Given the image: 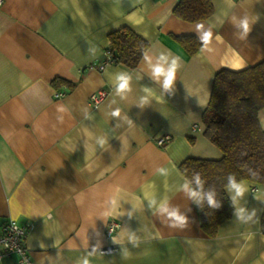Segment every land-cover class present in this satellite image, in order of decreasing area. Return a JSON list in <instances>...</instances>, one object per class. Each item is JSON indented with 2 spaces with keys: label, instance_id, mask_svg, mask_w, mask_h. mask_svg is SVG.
<instances>
[{
  "label": "crops",
  "instance_id": "obj_1",
  "mask_svg": "<svg viewBox=\"0 0 264 264\" xmlns=\"http://www.w3.org/2000/svg\"><path fill=\"white\" fill-rule=\"evenodd\" d=\"M179 1L3 0L0 232L7 219L32 223L31 264H264V186L242 181L248 190L235 201L226 187L234 215L209 238L179 169L187 158H223L204 136L203 113L219 71L264 62V0H212L213 15L195 23L175 17ZM245 17L246 36L238 26ZM123 27L150 44L152 64L161 54L169 64L179 57L169 90L144 58L134 70L96 68L107 59L110 33ZM187 35L203 43L194 55L173 38ZM119 73L130 77L120 94ZM56 78L74 89L55 88ZM100 90L107 97L94 106L90 96ZM258 119L264 130V108ZM164 135L172 137L165 147L157 141ZM162 205L186 225L173 227ZM111 220L121 228L108 239ZM107 247L114 251L103 253Z\"/></svg>",
  "mask_w": 264,
  "mask_h": 264
},
{
  "label": "trees",
  "instance_id": "obj_2",
  "mask_svg": "<svg viewBox=\"0 0 264 264\" xmlns=\"http://www.w3.org/2000/svg\"><path fill=\"white\" fill-rule=\"evenodd\" d=\"M176 18L195 23L208 20L214 13L212 0H180L173 11ZM188 54L199 52L203 43L193 35L173 36ZM111 63L129 70L138 68L150 44L129 27L109 35ZM55 88L75 84L56 78ZM264 108V62L241 71L223 69L215 78L210 101L203 113L204 136L220 149V160L187 158L179 169L192 189L201 193L199 203L194 200L205 236L215 238L219 227L234 215V206L226 193L229 175L238 181H250L264 186V130L258 114ZM193 142V141H192ZM199 174L202 187L194 177ZM219 205L212 208L207 195ZM264 228V212L261 218Z\"/></svg>",
  "mask_w": 264,
  "mask_h": 264
},
{
  "label": "clouds",
  "instance_id": "obj_3",
  "mask_svg": "<svg viewBox=\"0 0 264 264\" xmlns=\"http://www.w3.org/2000/svg\"><path fill=\"white\" fill-rule=\"evenodd\" d=\"M242 30H243V35L246 36L249 32H250V26H249V21L248 18L245 17L242 20H240L239 25H238ZM243 38V36H242ZM205 43L209 42L212 39V33H207L204 37H203ZM144 59L147 60L150 64L151 67V72H152V76L154 79L160 80L162 79V87L164 90H169L174 83L175 77H176V71H177V60L179 59V57L173 58L172 62L169 64L168 63V57L165 56L164 54H161L158 58L157 63L152 64L151 63V58L148 57L147 55L144 56ZM130 77L126 74V73H119L117 74L116 77V90L117 93H125L127 91L130 90ZM143 102H147V98H142ZM113 116H119L120 115V111L119 110H115L112 113ZM99 143L101 145H103L105 143L104 140H100ZM161 173H164L163 169H160ZM195 182L198 186L202 187V181L200 180V176L199 174H197L195 177ZM229 182H228V189L229 191L233 192L235 195L233 196V201H235L236 197H242L245 192L248 190L247 186L245 185V183H243L242 181H238L235 177V175H229L228 178ZM182 188L188 192L189 196L195 200L197 203H199L201 197V193L192 189L190 187V182L186 181L183 185ZM207 199H208V204L210 207L212 208H218L219 205L216 203L215 199L213 198V194L209 193L207 195ZM115 203V201L113 202ZM150 203H155V201H151ZM161 212L163 213H167V215L169 216V218L173 221L172 226L176 227V226H185L187 223L186 217L182 216L179 214L178 210L176 209H172L169 210V208H167L166 206H161L160 208ZM245 214H246V210L241 208L238 210L237 215L241 218L244 219L245 218ZM255 212H253L251 215L247 216V219H251V216H254ZM91 255V254H90ZM82 264H89V261L87 259H84Z\"/></svg>",
  "mask_w": 264,
  "mask_h": 264
},
{
  "label": "built area",
  "instance_id": "obj_4",
  "mask_svg": "<svg viewBox=\"0 0 264 264\" xmlns=\"http://www.w3.org/2000/svg\"><path fill=\"white\" fill-rule=\"evenodd\" d=\"M3 5V0H0V7ZM108 64H111V55L107 52L106 61L96 65L98 70H103ZM63 93H57L56 97L63 96ZM107 97L105 90L92 93L90 100L94 106L100 105ZM160 146H167L172 141L170 135H164L158 140ZM121 228V224L116 220H111L108 223L106 229V236L108 239L112 238L118 233ZM32 229V223L20 224L14 219H7L0 232V260L12 259L17 257V264H31V258L29 255L28 247L26 246V240L29 232ZM113 247H107L103 250V253H112Z\"/></svg>",
  "mask_w": 264,
  "mask_h": 264
}]
</instances>
